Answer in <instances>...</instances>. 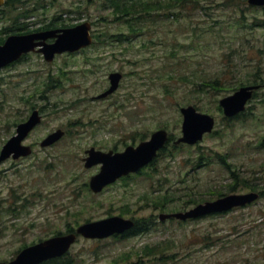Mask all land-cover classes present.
I'll use <instances>...</instances> for the list:
<instances>
[{
    "label": "rangeland",
    "instance_id": "rangeland-1",
    "mask_svg": "<svg viewBox=\"0 0 264 264\" xmlns=\"http://www.w3.org/2000/svg\"><path fill=\"white\" fill-rule=\"evenodd\" d=\"M159 1L162 9H170L168 19L154 16L155 22L143 25L126 42L116 40L122 25L111 22L104 9L112 8L100 0H25L16 9L5 6L12 15L31 9L20 20L30 29L59 15L65 24L89 21L94 43L52 61L29 53L0 69V149L32 108L42 114L24 141L33 153L0 163V261H9L24 244L55 231L119 215L150 216L151 229L123 239L80 236L70 248V264H146L159 257L153 264H264V194L222 215L183 222L158 218L163 212L160 201L165 200L164 212L183 211L196 199L230 192L227 184L236 177L232 192L250 190L242 177L264 190V148L259 145L264 137V7L247 0H191L197 7L193 10L181 0ZM1 14L3 29L11 20ZM107 30L113 40L101 42L100 33ZM111 71L123 73L119 87L97 98L108 87ZM217 77L222 90H201L200 83ZM241 82L258 88L245 115L226 120L218 101ZM189 102L215 118V133L196 145L169 146L156 168L119 179L100 193L88 189L89 177L99 166L84 167L85 149L120 150L164 126L179 136V107ZM57 128L65 134L50 146H40ZM201 149L227 152L232 173L217 161L197 167L203 162ZM145 245L158 249L147 254Z\"/></svg>",
    "mask_w": 264,
    "mask_h": 264
},
{
    "label": "water",
    "instance_id": "water-1",
    "mask_svg": "<svg viewBox=\"0 0 264 264\" xmlns=\"http://www.w3.org/2000/svg\"><path fill=\"white\" fill-rule=\"evenodd\" d=\"M251 4H264V0H248ZM4 0H0V6ZM91 24L83 22L81 24L67 27L38 31L25 34L9 35L3 43H0V67H3L22 56V54L37 51L44 55L47 61H51L56 54L65 51H75L92 42L90 32ZM54 38L53 41H48ZM121 73L112 72L109 75L111 85L101 93L103 97L114 91L121 78ZM256 86H242L233 94L220 100L224 112L228 116H233L245 108L246 101L251 97L252 90ZM183 113L182 136L176 142L194 143L202 138L205 132L211 131L214 119L206 113H201L192 105L182 107ZM41 121L38 109H34L28 119L19 123L16 127V134L13 135L2 147L0 161L9 157L14 158L25 156L31 153V147L22 143L33 127ZM64 131L57 129L48 134L40 143L47 146L58 140ZM167 140V132L164 129L157 130L151 134L149 140L140 142L137 146L128 145L123 151L113 150L103 151L90 147L86 149L87 156L84 157V166L91 167L101 164L99 171L92 175L89 180L90 188L94 192L100 191L105 185L113 182L118 177L137 171L140 167L150 162ZM255 192L243 194H229L212 201L199 203L195 207L185 211L167 215H160L163 219L166 216H173L181 219L197 217L212 212L226 211L234 206L244 205L257 198ZM133 221L120 216H109L103 219L81 224L76 232L57 235L41 241L37 244L24 248L17 257L10 262H0V264H37L45 259L60 256L65 253L70 244L74 242L77 234L85 237L102 238L115 233H121L132 227Z\"/></svg>",
    "mask_w": 264,
    "mask_h": 264
},
{
    "label": "trees",
    "instance_id": "trees-1",
    "mask_svg": "<svg viewBox=\"0 0 264 264\" xmlns=\"http://www.w3.org/2000/svg\"><path fill=\"white\" fill-rule=\"evenodd\" d=\"M102 1L103 5H108L112 9H104L109 10L108 15L111 17V22H117L118 24L122 25V28L120 31H118L115 36L116 40L118 42H126L130 41L133 38H136L139 34L138 32L142 31L143 25H149L154 21L155 18L159 19L160 21L167 20L170 13L167 14V12L170 9H167L165 6L162 9L163 4L159 0H100ZM181 2H184V5L189 7L190 9L196 10L197 7L195 6V2H192L191 0H181ZM25 0H6L5 6L10 7V9H16L20 4H24ZM192 6V7H190ZM0 9V13L2 18H8L11 20L10 25L4 26L3 29H0V35L5 34L7 32L13 31V30H20L23 27H27L28 23L20 21L21 19L28 18L30 13L32 12L31 9H21L18 13V15H12L9 9ZM7 12V13H6ZM158 12V13H153ZM156 14V15H154ZM21 22V23H20ZM59 23V17H53L47 23L38 26L34 29H42V28H50V27H56ZM62 25L63 21H60ZM29 30V29H28ZM112 33L107 30L106 32L100 33V36H103L101 42H107L109 39L113 40L111 37ZM98 36V35H97ZM109 36V38L107 37ZM4 37H0V42H2ZM220 77H217L211 81L205 82L203 81L200 83V85H204L202 91H207L208 88H213L216 91L222 90V80L219 79ZM222 79V78H221ZM51 81L47 83L50 84ZM256 83V81H254ZM240 84H244L241 82ZM200 89V86H199ZM227 90V89H226ZM170 140H172V136H170ZM262 144L264 146V137L261 140ZM204 153V152H203ZM202 154V153H201ZM204 157V155L202 154ZM156 166L153 165V168ZM236 174V173H235ZM235 177V176H234ZM238 178H234V182H231L227 184L228 190L231 192L236 188ZM246 178L242 177V184L245 185L247 188L250 189H256V186L252 183H248ZM216 194L220 195L223 194V192H217ZM167 200V199H166ZM165 200L160 201L162 202L161 206H164L165 203H163ZM193 203H196V200L192 201ZM149 226V219H138L136 220V226L131 231V233H134L136 231H141L147 229ZM72 230V228L70 229ZM158 247H152L146 250L147 254H150V252H153L157 250ZM161 253H164V249L160 250ZM45 264H70V260L64 258L60 259H54L51 260Z\"/></svg>",
    "mask_w": 264,
    "mask_h": 264
}]
</instances>
